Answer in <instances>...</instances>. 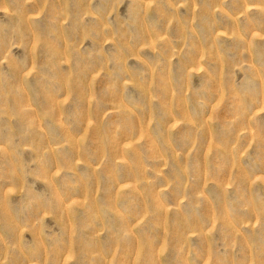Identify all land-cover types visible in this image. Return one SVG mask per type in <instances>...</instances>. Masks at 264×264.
I'll use <instances>...</instances> for the list:
<instances>
[{
  "label": "rangeland",
  "instance_id": "obj_1",
  "mask_svg": "<svg viewBox=\"0 0 264 264\" xmlns=\"http://www.w3.org/2000/svg\"><path fill=\"white\" fill-rule=\"evenodd\" d=\"M0 264H264V0H0Z\"/></svg>",
  "mask_w": 264,
  "mask_h": 264
}]
</instances>
